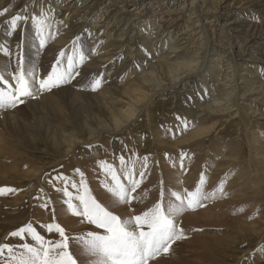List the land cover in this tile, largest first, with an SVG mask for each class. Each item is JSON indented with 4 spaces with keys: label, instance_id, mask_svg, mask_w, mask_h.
<instances>
[{
    "label": "bare ground",
    "instance_id": "bare-ground-1",
    "mask_svg": "<svg viewBox=\"0 0 264 264\" xmlns=\"http://www.w3.org/2000/svg\"><path fill=\"white\" fill-rule=\"evenodd\" d=\"M15 1L1 0L0 12ZM214 1H24L31 16L47 14L46 47L40 50L34 39V33L41 39L35 21H18L15 30L4 26L0 43L8 51L0 55V69L23 56L43 72L61 57L68 67L71 56L78 73L66 88L36 92L15 108L0 109V189H14L0 194V244L19 255L24 242L11 233L47 216L65 229L79 264L71 238L94 231L68 207L79 205L81 180L122 218L142 213L134 204L149 209L158 201L178 203L170 191L186 196L199 186L215 196L176 217L184 238L171 247L175 264H264V20L258 25L260 19L248 13L263 9L264 0ZM231 13L240 18L215 30L219 18ZM13 16L8 12L4 21ZM167 21H179V29ZM247 55L252 57L236 60ZM95 79L102 84L93 90ZM125 162L133 163V178L141 183L133 203L119 205L104 188L114 183L109 168L129 186L132 169ZM243 201L249 204L241 219L215 211ZM47 238L59 236L53 231ZM165 255L150 264L164 263Z\"/></svg>",
    "mask_w": 264,
    "mask_h": 264
},
{
    "label": "snow or ice",
    "instance_id": "snow-or-ice-1",
    "mask_svg": "<svg viewBox=\"0 0 264 264\" xmlns=\"http://www.w3.org/2000/svg\"><path fill=\"white\" fill-rule=\"evenodd\" d=\"M4 11L6 12L7 9ZM2 14L0 12V15ZM46 15L41 13L39 18L14 15L10 23L15 30L18 21L22 19L35 21L37 28L41 29L40 47H44L42 25ZM0 51L7 53L8 50L0 49ZM84 58V55L80 54L79 60L83 61ZM24 63V58L21 56L14 74L0 71V109L15 108L24 102L22 98H34L36 92L50 91L72 78L74 61L71 56L68 57L66 70L54 65L45 78L36 76L34 66L25 69ZM8 76L13 83H10ZM101 82V79H95L91 85L92 89L99 88ZM108 171L114 182L108 187V191L114 197V203H131L135 199L133 194L139 188L141 180L133 178V174L129 172L126 177L129 186L126 187L111 168ZM139 175L143 178L144 173L141 172ZM56 179H64V177L58 176ZM80 186L83 191L75 197L79 205L69 202L68 207L73 215L82 216L89 224L102 231H88L84 236L71 238L78 242L77 255L82 257L79 264H150V261L161 254H168L175 241L184 238V230L179 226L176 217L187 210L203 207L202 201L215 196V193H205L199 186L195 191H188L186 196L172 192L170 196L178 203L168 202L165 205L158 201L139 215L122 218L99 203L88 192L83 180ZM5 191H14V189H0V194ZM220 191L223 189L221 188ZM65 193L70 195L66 189ZM46 228L49 233L56 232L59 239L55 241L46 239L32 224L13 231L12 236L22 237L27 234L34 243L23 244V251L19 255L15 254L10 245L0 244V257H3L5 252L9 254L4 264H78V259L70 250V238L66 235L65 229L59 224H48Z\"/></svg>",
    "mask_w": 264,
    "mask_h": 264
},
{
    "label": "rangeland",
    "instance_id": "rangeland-1",
    "mask_svg": "<svg viewBox=\"0 0 264 264\" xmlns=\"http://www.w3.org/2000/svg\"><path fill=\"white\" fill-rule=\"evenodd\" d=\"M1 1V0H0ZM24 1L25 0H16L15 1V3H10V2H6V7L4 8V10L5 9H7V11L5 12V11H3L2 13V15H0V25H2L1 27H0V35H1V32H7V30L11 27V23H10V21H4V17L5 16H7V14H8V12H14V15H21V16H31V10H30V8L28 7V5L27 4H25L24 3ZM216 1V0H215ZM215 1H214V3H215ZM222 2V0H220V3ZM13 5V6H12ZM23 5V6H22ZM27 6V7H26ZM207 6H209V5H207ZM176 8L178 9V8H180V6H179V4L176 6ZM176 8H174V9H176ZM236 11V10H235ZM239 11H242V13H244V10H237V12H239ZM30 13V14H29ZM251 16H254L255 18H258V19H260L259 21H258V25L264 20V7H263V9H260V8H252V9H250L249 10V12H248ZM239 15L240 14H234V13H231V15L229 16V17H223V18H219V20H218V22L216 23V24H214L213 25V27L215 28V30H218V29H220L221 28V26L223 25V23H228V22H230L232 19L231 18H233V19H237V18H240L239 17ZM2 16V17H1ZM4 16V17H3ZM2 18V19H1ZM213 19H212V16H209V19H208V21L207 22H211ZM22 22H23V24L26 22V19H22L21 20ZM21 21H19L20 23H21ZM171 21H167V23H166V26L167 27H169V28H174V29H179V27H180V22L179 21H175L173 24H170L169 25V23H170ZM10 24V25H9ZM168 24V25H167ZM4 26H5V28L7 29H5L4 30ZM16 28H18V27H16ZM12 29V28H11ZM4 30V31H3ZM34 39L35 40H40L39 39V37H38V33H34ZM240 38V35L237 37V39H239ZM2 41V38H0V42ZM264 41V40H263ZM264 43V42H263ZM263 43H257V44H259V45H261V44H263ZM44 45H46V44H44ZM46 46H44V47H40V45H39V48H40V50H43L44 48H45ZM0 49H3V46L1 45V43H0ZM214 49H217V48H215L214 47ZM255 50H258V47H256L255 48ZM77 51H78V53L79 54H83L84 55V53L79 49V48H77ZM0 55H2L3 57H7V55L3 52V51H1V53H0ZM250 57H252V56H250V55H247V56H244V57H237L236 58V60L237 61H240V59H242V60H247V59H249ZM20 58V56L17 58V60L15 61V64H14V66L13 67H10V66H8L7 67V69L5 68V70H1L0 69V71H4V72H8V71H10V74H14L15 72H16V70H17V61H18V59ZM65 58L64 57H61L60 58V60L61 61H58V63H56V66L57 67H59L61 70H66V68H67V66L65 65V62L64 61H62V60H64ZM134 60V59H133ZM134 62V61H133ZM239 65H241V63H239ZM16 66V67H15ZM34 65L33 64H29V63H24V67H25V69H28V68H32ZM35 67V66H34ZM252 68V67H251ZM10 69V70H9ZM35 69H36V76L38 77H46L47 75H48V73L49 72H51V70H52V66L51 67H48L45 71H41L40 69H37L36 67H35ZM240 69V68H239ZM38 70V71H37ZM72 78L67 82V83H65V84H63V85H60V86H62V88L64 87V88H66V87H68V86H70L69 84H71L72 83V80H73V78H74V76L73 75H77V73H78V71L77 70H75V69H73L72 68ZM13 72V73H12ZM241 72H243V68H241L240 70H239V74L241 73ZM39 74V75H38ZM41 74H43V75H41ZM44 74H46V76L44 75ZM10 76H8V78H9ZM199 80H200V78H199ZM9 81L10 82H12L11 81V78H9ZM116 81H118L116 78H113L110 82L111 83H114V84H116ZM107 82V80L104 82V83H106ZM69 83V84H68ZM102 84V83H101ZM55 87V88H53V89H51V90H58V89H62L61 87ZM101 86V85H100ZM83 89L82 90H84V89H86L87 91H89V89L87 88V86L84 84L83 85ZM51 90L50 91H43L42 93H48V92H51ZM23 100H28V98H25V99H23ZM186 102L189 104V103H196L195 102V100H194V98H192V99H189V98H186ZM20 105V104H19ZM18 105V106H19ZM17 107V106H16ZM12 109V108H11ZM192 109V108H191ZM4 110V109H3ZM6 110V109H5ZM23 111H25V110H23ZM189 113L190 112H192V110H189L188 111ZM218 125V123L216 124V126ZM262 160L264 161V154H262ZM127 162L128 161H130V160H126ZM127 162H125V164H127V165H123L124 167H125V169L129 166V168H131L132 170L130 171L131 173H135V167L131 164H128ZM212 164V163H211ZM264 164V163H263ZM133 167V168H132ZM133 169H134V172H132L133 171ZM263 169H264V166H263ZM127 170V169H126ZM126 170L124 171L125 173H126ZM127 173H128V171H127ZM119 174V176H118V178L120 179V181H123V179L120 177L121 176V173H118ZM117 174V175H118ZM123 184L125 185V183H124V181H123ZM143 185V184H142ZM158 186V185H157ZM163 186H167L166 188L167 189H169V188H171V186L170 185H162V186H158L157 188H159L160 187V189H162V191L164 192V187ZM169 186V187H168ZM105 190H107L108 191V189L107 188H104ZM169 190H173V189H169ZM108 193H109V191H108ZM170 193H171V191H170ZM110 194H112V193H110ZM165 194V193H164ZM111 196V195H110ZM161 196H163V193L161 192ZM112 197V196H111ZM165 197V195L163 196V198ZM113 199H114V197H112ZM0 199H2L1 197H0ZM165 199V198H164ZM62 203H63V200H62ZM133 202H131V203H129V204H132ZM162 203V202H161ZM168 203V202H167ZM237 204H239V206H237V207H231L230 205H227V207H226V209L227 210H215V211H219L218 213H221V212H225V211H228L227 213H224V214H226V215H228V216H230V217H228V216H226V217H228V219L230 220V219H233V217L234 218H236V217H240V219H241V217H243V215H244V213H245V211L243 210V209H245V207H246V205L247 204H249V203H247V202H238ZM258 204H260V202H258ZM119 205H120V203H119ZM121 205H123V204H121ZM132 208L133 209H135V211L136 212H138V213H140V212H144V211H146L148 208H138V207H136V204H134L133 206H132ZM234 209H238V211L237 212H234ZM4 210H6V208L4 209L3 208V211ZM7 211V210H6ZM44 211H46V210H44ZM130 211V210H129ZM225 217V218H226ZM254 217H256V216H254ZM253 217V218H254ZM260 218V217H259ZM258 218V219H259ZM48 220V218H47V216H44V218H43V220L42 219H40V221L39 220H37V221H35L34 222V228L38 231V233L39 234H41V235H45V238L46 239H48L47 238V228H46V226L48 225V224H53V223H51V222H49V220ZM42 221V222H41ZM45 221V222H44ZM80 221V220H79ZM49 222V223H48ZM88 222L85 220V219H83V220H81L80 221V224H82V225H84L85 224V226H88V227H91L94 231H102V230H98V229H94L95 228V226L94 225H91V224H87ZM87 224V225H86ZM42 225H43V227H42ZM262 226H264V223H262L261 224ZM87 233V232H86ZM85 233V234H86ZM84 234V235H85ZM83 235V236H84ZM26 237V238H25ZM22 240H23V244H28V242L29 243H34V241H32V238H31V236H29V235H27V234H25L24 235V237L22 238V237H20ZM191 240H194V239H191ZM190 241V240H189ZM78 243V242H77ZM174 244V243H173ZM172 244V245H173ZM71 245H74V243L73 242H70V244H69V247H71ZM182 247H183V245L181 244V246H180V249H182ZM22 251H23V249H22ZM172 253V251H170L169 253H168V255H165L166 256V258L167 259H165V262L164 263H159V264H175V263H178L177 262V254L176 253H173V254H171ZM170 255V256H169ZM164 256V257H165ZM169 257V258H168ZM174 261H176V262H174Z\"/></svg>",
    "mask_w": 264,
    "mask_h": 264
}]
</instances>
